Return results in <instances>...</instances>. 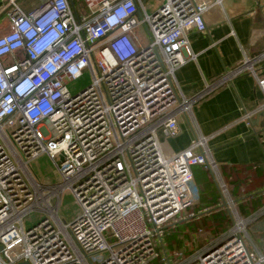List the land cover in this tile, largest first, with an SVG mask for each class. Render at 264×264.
Returning a JSON list of instances; mask_svg holds the SVG:
<instances>
[{
	"label": "built area",
	"instance_id": "1",
	"mask_svg": "<svg viewBox=\"0 0 264 264\" xmlns=\"http://www.w3.org/2000/svg\"><path fill=\"white\" fill-rule=\"evenodd\" d=\"M3 1L9 29L0 35V264H264L247 244V219L207 137L177 152L166 145L179 131L177 114L191 119L197 99L236 76L251 74L264 94L254 65L264 49L258 56L244 51L193 97L176 83L175 71L195 59L189 32L203 30L204 14L221 0H157L150 13L145 0H77L83 9L73 0H45L28 12ZM84 70L91 82L71 93L66 83ZM42 154L56 166L55 183L30 170ZM193 165L212 172L232 224L184 259L183 250L166 249L164 225L199 201ZM66 190L78 205L71 221L59 216ZM31 211L44 215L25 227Z\"/></svg>",
	"mask_w": 264,
	"mask_h": 264
},
{
	"label": "crops",
	"instance_id": "2",
	"mask_svg": "<svg viewBox=\"0 0 264 264\" xmlns=\"http://www.w3.org/2000/svg\"><path fill=\"white\" fill-rule=\"evenodd\" d=\"M16 1L28 12L45 0ZM78 2L73 0L74 6L77 7ZM4 3L0 0V35L9 29L7 14L1 10ZM203 21V30L189 32L195 59L175 71L176 83L187 97L197 95L206 83L236 66L244 51L258 56L264 49V0H221L206 11ZM4 61H9V57ZM254 65L258 75L264 76V56ZM246 111L252 113L247 121L242 119ZM177 120L179 131L166 145L177 152L188 147L197 135L207 137L218 173L227 184L239 214L247 219V244L264 255V94L255 78L247 73L236 76L231 83L197 99L191 119L177 114ZM191 170L198 186L199 201L192 206L195 210L189 212L194 217L186 223L198 222L197 232L203 229L201 234L208 241L215 240L224 231L212 220L216 215L224 217L231 226L229 212L225 206H220L222 197L212 172L203 165H193ZM188 216L192 215L183 218ZM212 233L216 236L212 237ZM192 237L191 234L190 242L197 250L203 248ZM182 244L186 247L185 241Z\"/></svg>",
	"mask_w": 264,
	"mask_h": 264
},
{
	"label": "rangeland",
	"instance_id": "3",
	"mask_svg": "<svg viewBox=\"0 0 264 264\" xmlns=\"http://www.w3.org/2000/svg\"><path fill=\"white\" fill-rule=\"evenodd\" d=\"M144 4L149 13L155 10L156 7L158 6L157 0H145ZM77 7L79 9H83L84 6L79 1ZM135 31H137V33L140 34H142L143 31L145 32L144 29L143 31L141 29ZM5 59L8 60V57L4 56L3 60ZM90 82H91V75L87 70H84L79 78L72 79L68 81L66 84L69 91L74 94L87 87ZM30 170L35 175H37V177L42 181H50L51 183H55L57 181L58 175L56 171V166L54 162L46 154H42L38 156L35 160H33L30 166ZM77 210H78V205L73 195H71L67 190L64 191L61 195L59 216L65 219L66 221H71L75 217ZM194 210L195 208L190 207L188 209L187 214H189V212H193ZM43 215L44 214L39 211H31L30 213H28V215L24 217V226L25 227L32 226L33 224L38 222ZM217 220L219 219L216 215L214 216V220L212 221L217 222ZM187 221H190V219L185 221L172 220L171 222L164 225L165 239L167 243L166 249H169L170 252L172 253L175 252L176 250H183L181 258L184 259L193 256L198 251L196 245L190 242L191 234L195 237L197 241H199L200 247H204L205 245L208 244L207 243L208 239L205 238L204 234L197 232L198 222L193 221L186 223ZM218 227L221 228L222 231H224L222 233H225L227 231V227H230V221L221 222L220 226ZM214 236H216V234L212 233V237ZM183 241L186 242V247H184V245L182 244ZM247 241L249 242L248 238ZM107 242L112 243L114 242V239L111 238L110 236H107ZM148 264H162V262L160 261V259L154 258Z\"/></svg>",
	"mask_w": 264,
	"mask_h": 264
},
{
	"label": "trees",
	"instance_id": "4",
	"mask_svg": "<svg viewBox=\"0 0 264 264\" xmlns=\"http://www.w3.org/2000/svg\"><path fill=\"white\" fill-rule=\"evenodd\" d=\"M192 217H194V215L193 216H188V217H186V218H182V219H179V220H176V221H182V220H188V219H192ZM224 218V217H223ZM222 217H218V219L219 220H217V222H216V226H220V224H221V222H225V219H223ZM196 222V221H195ZM212 225V224H211ZM197 227H198V225H197ZM168 243H169V241H168ZM176 247V246H175ZM177 251V250H176Z\"/></svg>",
	"mask_w": 264,
	"mask_h": 264
},
{
	"label": "water",
	"instance_id": "5",
	"mask_svg": "<svg viewBox=\"0 0 264 264\" xmlns=\"http://www.w3.org/2000/svg\"><path fill=\"white\" fill-rule=\"evenodd\" d=\"M60 160H62V154H60ZM15 264H29L27 261L17 262Z\"/></svg>",
	"mask_w": 264,
	"mask_h": 264
}]
</instances>
